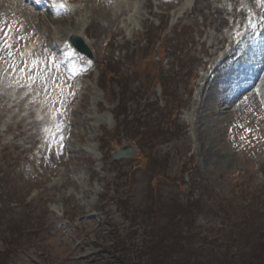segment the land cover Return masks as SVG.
I'll return each mask as SVG.
<instances>
[{
	"label": "rangeland",
	"instance_id": "rangeland-1",
	"mask_svg": "<svg viewBox=\"0 0 264 264\" xmlns=\"http://www.w3.org/2000/svg\"><path fill=\"white\" fill-rule=\"evenodd\" d=\"M33 3L20 16L0 6L1 219L31 231L7 251L0 242V264L121 263L111 250L124 264H176L184 245L212 264L263 263L264 84L242 91L264 46V0ZM81 33L92 60L70 46ZM115 109L126 125L144 110L143 137ZM132 143L137 158L114 163ZM235 229L233 243L217 234Z\"/></svg>",
	"mask_w": 264,
	"mask_h": 264
},
{
	"label": "trees",
	"instance_id": "trees-1",
	"mask_svg": "<svg viewBox=\"0 0 264 264\" xmlns=\"http://www.w3.org/2000/svg\"><path fill=\"white\" fill-rule=\"evenodd\" d=\"M103 74V73H102ZM104 76H107V73L104 75ZM192 218H194V217H190V219H191V225H193L192 227H194V224H195V222H194V219H192ZM0 223H1V217H0ZM1 225V224H0ZM190 228L191 229V232L193 231V229L194 228ZM8 229L12 232V234H13V236H17L18 234H20V232L22 231L21 229H19V228H17L16 227V229H14V227H12V225L11 226H9L8 227ZM237 230L238 229H235L234 231H228V233L227 234H230L229 235V237L231 238V243H233L234 242V240H235V237H236V234H237ZM0 231H1V229H0ZM222 233H223V231H221ZM31 233V231H29L28 233H26L25 231H24V235H28V234H30ZM218 234H220V233H218ZM3 241H4V239H3ZM5 242V244H7L8 246H13V244L10 242V241H4ZM238 241H236V243H237ZM228 245H230V243H229V241L227 242V246ZM185 245L183 246V250H184V252L187 254L184 258H182V259H180V260H177L176 261V264H212L211 263V260H208L207 258V260L206 259H204V258H200V255L199 256H197L195 253H191L190 251H186V249H185ZM12 247H8V249H11ZM229 249L230 250H232L231 249V247H229ZM201 250H202V248H201ZM131 251V250H130ZM138 251H134V253H137ZM182 251H180V255H182V253H181ZM226 252V251H225ZM224 252V253H225ZM242 254L243 253H241L240 255H239V258H241V256H242ZM264 254V253H263ZM262 254V255H263ZM117 252H115V251H110L109 253H108V257H111L110 259H108V260H112V259H117V260H120L121 261V263H119V264H124V261L122 260V259H120V258H118L117 256ZM235 255V253H233V255L232 256H234ZM262 255H260V256H262ZM106 256V257H107ZM232 258H237V255H235L234 257H232ZM5 261H7V257L4 259V263H5ZM113 264V263H112ZM245 264H264V262L262 263V261H261V258L257 255H254L253 257H251V258H249L248 259V262L247 263H245Z\"/></svg>",
	"mask_w": 264,
	"mask_h": 264
},
{
	"label": "bare ground",
	"instance_id": "bare-ground-1",
	"mask_svg": "<svg viewBox=\"0 0 264 264\" xmlns=\"http://www.w3.org/2000/svg\"><path fill=\"white\" fill-rule=\"evenodd\" d=\"M67 1H69V0H67ZM0 6L3 7V8L4 7L8 8L11 11V13H13L16 16H20V13L24 12L25 10H28V11L24 12V13H27V14L30 11V8L27 5V1L26 0H0ZM60 10H61V8H58V11H60ZM49 11H50V9H49ZM65 13H67L66 10H65ZM83 33H84V31H83ZM83 33H81V34H83ZM262 80H264V76H263Z\"/></svg>",
	"mask_w": 264,
	"mask_h": 264
},
{
	"label": "water",
	"instance_id": "water-1",
	"mask_svg": "<svg viewBox=\"0 0 264 264\" xmlns=\"http://www.w3.org/2000/svg\"><path fill=\"white\" fill-rule=\"evenodd\" d=\"M71 40H72L73 45L77 49H79L82 53H85L88 56H91L90 49L85 45L84 41L81 38L75 36V37H72ZM134 153L135 152L133 150H131V152H128V153H126L125 151H122V152L118 153L117 156L114 159L117 160L118 158H122V157L129 158Z\"/></svg>",
	"mask_w": 264,
	"mask_h": 264
},
{
	"label": "snow or ice",
	"instance_id": "snow-or-ice-1",
	"mask_svg": "<svg viewBox=\"0 0 264 264\" xmlns=\"http://www.w3.org/2000/svg\"><path fill=\"white\" fill-rule=\"evenodd\" d=\"M32 67H37V62L34 61L33 64H32ZM53 87H56L55 83H53Z\"/></svg>",
	"mask_w": 264,
	"mask_h": 264
}]
</instances>
